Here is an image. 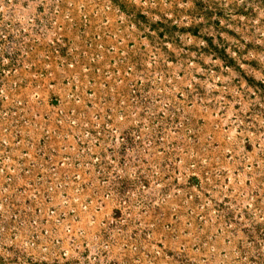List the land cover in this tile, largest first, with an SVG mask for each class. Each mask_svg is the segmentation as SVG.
Returning a JSON list of instances; mask_svg holds the SVG:
<instances>
[{
	"label": "rangeland",
	"instance_id": "1",
	"mask_svg": "<svg viewBox=\"0 0 264 264\" xmlns=\"http://www.w3.org/2000/svg\"><path fill=\"white\" fill-rule=\"evenodd\" d=\"M0 264H264V0H0Z\"/></svg>",
	"mask_w": 264,
	"mask_h": 264
}]
</instances>
